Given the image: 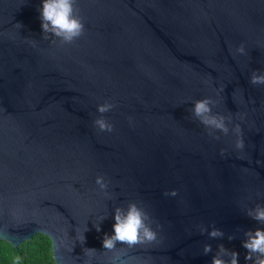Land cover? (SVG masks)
<instances>
[{"label":"water","instance_id":"water-1","mask_svg":"<svg viewBox=\"0 0 264 264\" xmlns=\"http://www.w3.org/2000/svg\"><path fill=\"white\" fill-rule=\"evenodd\" d=\"M78 6L85 32L60 44L43 40L42 0H0V240L44 234L56 264H106L83 247L103 251L114 208L134 200L161 226L158 244L133 250L139 264H211L218 244L246 264L243 233L262 226L245 209L264 204V86L249 83L264 70V0ZM206 96L241 124L243 150L191 117ZM105 101L111 133L93 125ZM213 224L224 238L199 234Z\"/></svg>","mask_w":264,"mask_h":264},{"label":"clouds","instance_id":"clouds-1","mask_svg":"<svg viewBox=\"0 0 264 264\" xmlns=\"http://www.w3.org/2000/svg\"><path fill=\"white\" fill-rule=\"evenodd\" d=\"M40 11L41 28L43 40L51 43L72 44L85 32L83 17L80 15L78 0H42ZM20 27L21 25L18 24ZM35 43V40H33ZM236 52L241 55H247L245 46L241 43ZM207 83V82H205ZM249 83L253 86H264V70H252L249 76ZM115 107L114 103L105 101L97 105V112L101 115L93 120V125L100 132L111 133L114 126L103 114L108 113ZM218 109V102L210 96L198 99L192 102V107L188 109L191 117L202 125L210 137L219 140L221 135L228 136L230 133L235 137L234 147L237 150H243L245 142L243 130L240 123H233L231 115H225ZM131 120V117L129 118ZM231 126V127H230ZM219 133V135L217 134ZM223 150L221 155H223ZM99 190L108 196L110 181L104 176L98 175L95 180ZM165 197H176L177 190H166L162 193ZM250 219L256 221L262 227L255 230L244 231V239L241 241L242 247L246 250V264H264V204L257 203L254 207H248L244 213ZM102 216L95 228L97 232L101 231L100 222L106 219ZM113 234L105 233L102 239L103 251L95 248L83 247L85 255L88 253H103L107 255L106 264H139L133 250L138 248H147L158 244L160 237L158 229L161 227L153 219L147 209L137 201L130 200L124 206H116L113 211ZM155 224V228L153 225ZM199 234L205 235L210 239H222L225 233L215 227L213 224L211 230L204 225H200ZM82 233V244H85L86 238ZM231 241L236 237L228 235ZM0 247H11L5 241L0 240ZM213 252L211 244L203 246V255ZM15 264H19V257L14 258ZM211 264H239V253L235 250L226 248L223 244H218L215 254L212 256Z\"/></svg>","mask_w":264,"mask_h":264},{"label":"trees","instance_id":"trees-1","mask_svg":"<svg viewBox=\"0 0 264 264\" xmlns=\"http://www.w3.org/2000/svg\"><path fill=\"white\" fill-rule=\"evenodd\" d=\"M9 245L0 247V264H15V257H19V264H56L52 241L44 234H37L17 248Z\"/></svg>","mask_w":264,"mask_h":264}]
</instances>
